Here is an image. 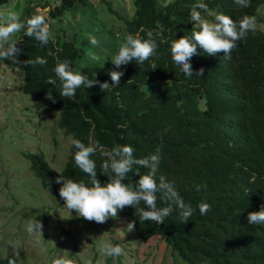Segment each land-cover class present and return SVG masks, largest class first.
I'll return each mask as SVG.
<instances>
[{
	"label": "trees",
	"instance_id": "trees-1",
	"mask_svg": "<svg viewBox=\"0 0 264 264\" xmlns=\"http://www.w3.org/2000/svg\"><path fill=\"white\" fill-rule=\"evenodd\" d=\"M7 1L0 0V7ZM198 2L201 0H132L129 15L131 9L123 0H97L98 5L105 6L107 16L120 22L117 29L106 32L108 47L99 48L109 51L112 58L128 34L143 38H147L148 31L159 34L155 36L156 54L143 64L132 61L116 68L108 54L101 66L76 68L85 48L91 46L87 36L80 39L75 33L68 38L65 31L60 30L61 36L52 32L55 43L50 41L46 47L25 36L24 31L13 37L21 41L17 44L22 49L18 57L21 63L7 62L19 74L22 93L33 101L46 102L50 111L57 112L56 127L65 137L79 139L86 145L91 138L108 149L130 145L136 158L153 153L162 144L157 180L163 175L174 183L195 211L187 223H181L173 212L163 224L140 220L133 207L118 211L127 224L135 221L130 239L137 246L158 237V250L162 251L159 258L155 250L143 261L129 264H264V225H250L247 221L250 212L260 211L264 205V31L256 26L254 33L249 32L238 42L228 59L222 52L210 56L198 47L199 54L190 63L194 73L203 68L204 74L186 78L173 63L170 46L174 40L198 30L190 16L191 7ZM202 2L208 5V12L202 14L209 22L218 13L236 22L244 15L257 18L264 6V0H251L248 8L239 7L234 0ZM92 3L55 0L33 4L29 0L22 20L37 14L38 5L48 8L46 16L50 30L54 31L67 12L77 6H95ZM115 32L119 34L118 44L112 43ZM49 49L56 53L55 58L47 56ZM36 57L46 58L47 64L22 63ZM56 58L72 61L74 70L90 79L96 74L95 79L101 83H112L109 71H123L124 75L116 88L102 92L95 84L77 89L75 100H68L59 94V81L57 85L46 83L49 78H56ZM153 63L157 68L151 69ZM1 65L3 61L0 69ZM230 80L242 84L247 92H233L227 86ZM76 151L71 144L68 154L64 152L66 162L61 171L53 169L43 154H24L31 173L49 196L60 197L62 184L56 183L58 176L90 184L87 174L75 164ZM91 158L97 164V179L106 184L109 178L100 170L105 158L99 152ZM140 171L143 174L147 170ZM138 179L139 176L129 173V181ZM201 202L211 205L206 215L199 213ZM157 206L164 204L158 199ZM140 207H144L143 203ZM65 234L68 232L61 228V236ZM10 258L16 264H24L10 254L0 255V264H9ZM106 262L112 264V257ZM117 262L121 264L120 259Z\"/></svg>",
	"mask_w": 264,
	"mask_h": 264
},
{
	"label": "clouds",
	"instance_id": "clouds-1",
	"mask_svg": "<svg viewBox=\"0 0 264 264\" xmlns=\"http://www.w3.org/2000/svg\"><path fill=\"white\" fill-rule=\"evenodd\" d=\"M234 3L241 8H248L251 0H234ZM207 12L208 5L202 0L194 4L190 10V16L191 20L198 25V30L192 31L188 36H181L170 46L172 61L186 78L204 74L203 68L194 73L190 63L191 58L199 54L198 47L210 56L222 52L223 56L228 59L238 46V42L245 39L249 32L254 33L256 30L257 18L255 16L244 15L239 22H236L228 15L218 13L214 21L209 22L202 14ZM21 31H24L25 36L34 38L40 46L46 47L50 41L55 43L46 14H33L31 18L23 21L14 11L0 12V61L10 60L15 64L21 63L18 57L22 49L17 47L21 41L13 39ZM158 35L152 31L147 32V38L139 34H128L125 42L119 47L118 53L111 59L112 63L116 68H120L121 65H127L132 61L138 64L148 61L156 54L158 44L155 36ZM90 44L98 46L99 41L93 36L90 37ZM89 55L93 61L99 59L94 53H89ZM47 56L55 58L56 53L49 49ZM22 63L26 66L29 64L43 66L47 64V59L36 57L35 60L29 59ZM71 65L72 61L68 59L56 58L53 68L56 78H49L46 81L50 85H57L59 81V94L68 100H75L77 89H88L95 84H99L102 92L116 88L124 75L123 71H109L108 75L112 83L109 84L107 81L101 83L95 79L96 74L90 79L86 74L74 70ZM155 68L157 66L153 63L151 69ZM128 82H131V79ZM227 83L233 92L239 94L247 92L246 89L243 90L242 84L235 80ZM48 98L53 99V97ZM71 144L77 149L74 154L75 164L87 174L90 184L83 180L77 182L58 176L56 183L62 184L59 188V196L69 212L75 211L78 217L97 224L107 222L110 217H117L118 211L126 207L135 208L140 220L153 221L157 224H163L165 218L171 216L173 212L178 214L181 223H187L192 217L195 210L180 196L174 183L167 181L163 175H160L157 180L162 159V144L153 153L143 158H136L134 149L130 145H116L108 149L99 141L91 138L87 145L75 138L72 139ZM97 152L105 158L100 165V170L109 179L104 185L97 179V164L91 158ZM141 168L147 171L142 174ZM129 173L139 176V179L135 182L129 181ZM125 180L129 182L124 183ZM158 199L164 206H157ZM141 203L144 207H140ZM198 209L200 215H206L211 210V205L201 202ZM247 221L250 225H264V205L261 206L260 211L250 212ZM42 230L43 224L37 219L27 223L26 231L36 238L37 243L42 237ZM125 230L135 231V221L129 222ZM100 250L106 257L115 258L124 253V249L119 244L106 243L101 246ZM16 255H19L18 252ZM9 264H16L15 259L10 258ZM52 264H75V261L61 257L53 260Z\"/></svg>",
	"mask_w": 264,
	"mask_h": 264
},
{
	"label": "rangeland",
	"instance_id": "rangeland-1",
	"mask_svg": "<svg viewBox=\"0 0 264 264\" xmlns=\"http://www.w3.org/2000/svg\"><path fill=\"white\" fill-rule=\"evenodd\" d=\"M28 1L8 0L0 7V12L14 11L22 20ZM30 1L33 4L55 2ZM92 2L95 6L74 7L51 31L60 36V30L65 31L68 38L78 33L80 39L87 36L89 41L95 35L98 46L89 42L91 46L85 48V55L76 68L101 66L108 54L112 58L109 51L99 48L108 47L106 32L117 29L120 22L118 24L119 20L114 16H107L109 13L104 5H98L97 0ZM124 2L131 9L130 15L132 0ZM36 11L47 14L48 8L38 5ZM257 15L256 26L264 31V6ZM117 35L112 43L118 44ZM89 53H94L99 59L93 61ZM15 69L7 60L3 61L0 69V255H14L24 264H52L53 260L61 257L72 259L75 264H107L108 257L100 249L102 245L111 243L124 249L121 256L112 257V264H117L118 259L121 264L137 263L155 250L158 251V258L161 257L158 237L137 246L130 239L132 233L125 230L127 223L119 215L110 217L103 224L86 221L75 211L69 212L60 197H51L42 189L40 180L31 173L24 154H43L53 169L61 171L66 162L64 152H67L72 140L56 127L57 112L50 111L46 102L33 101L22 93L20 77ZM35 219L43 224L39 243L26 231L27 223ZM61 228L68 234L61 236ZM17 252L19 255H16Z\"/></svg>",
	"mask_w": 264,
	"mask_h": 264
}]
</instances>
